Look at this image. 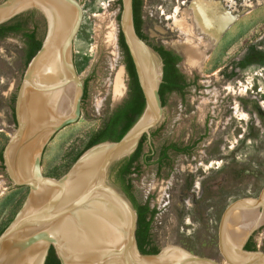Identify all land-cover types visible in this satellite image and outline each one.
<instances>
[{"label":"rangeland","instance_id":"374dc122","mask_svg":"<svg viewBox=\"0 0 264 264\" xmlns=\"http://www.w3.org/2000/svg\"><path fill=\"white\" fill-rule=\"evenodd\" d=\"M79 1L84 15L74 41V64L88 83V96L83 101L84 115L68 124L77 155L111 111L127 98L130 82L119 43L118 0ZM241 2L235 9L245 5L247 11H235L236 22L218 45L212 39L216 41L219 32L234 19L219 7L195 1L186 13L181 0H145L144 6L146 33L181 51L185 55L181 71L187 78L196 79L193 84L190 82L185 95L168 96L162 119L164 130L153 139V145L160 147L171 140L186 141L205 135L196 151L197 161H203L200 167L194 164L190 170L188 163L192 158L181 156L174 171L164 172L179 243L196 255L217 259L222 264H227L220 244L225 210L239 199L258 198L264 189V0ZM217 3L222 8L234 9L228 0ZM185 13L191 22L188 23ZM217 19L223 22L219 29L215 27ZM205 34L210 36L208 42L202 38ZM24 47L22 33L0 38V152L17 127L5 102L15 85L8 89L6 83L11 79V83H20L25 69ZM192 48L199 52L194 64L187 56V50ZM120 72L122 88L118 91ZM133 178L158 176L149 167ZM194 184L196 192L191 189ZM201 184L204 196L197 198L203 192ZM29 193L28 186H13L5 165L0 164V233L16 216ZM188 196L196 197L194 206L184 203ZM255 212L264 214V207H256ZM244 219L250 221L249 216ZM231 224H227V231L236 230L238 225L233 228ZM251 237L257 249L264 251V223Z\"/></svg>","mask_w":264,"mask_h":264},{"label":"water","instance_id":"95a60500","mask_svg":"<svg viewBox=\"0 0 264 264\" xmlns=\"http://www.w3.org/2000/svg\"><path fill=\"white\" fill-rule=\"evenodd\" d=\"M54 1L0 2V25L32 9L40 10L47 23L42 45L28 63L18 89L17 127L3 148L4 165L12 185L28 186L30 193L0 234V264H45L51 247L61 264H222L180 246L165 178H133L140 199L158 207L153 232L160 251L142 253L136 235L137 209L110 176L112 168L137 150L144 135H150L165 113L160 94L164 60L138 34L134 0H121L120 31L135 64L146 100L145 109L120 140L99 142L76 160L77 151L68 124L81 117L85 93L84 80L74 64V41L83 20V6L79 0ZM69 14L71 23L65 28L62 20ZM133 41L147 52L152 70L156 68L158 72L156 77L153 73L148 77L147 64L142 62ZM63 64L69 67L78 87L72 111L66 116L55 86L57 76L52 75ZM30 86V170L18 172L11 153L20 151L30 127L29 116L22 109ZM83 171L90 174L88 178ZM256 207H264V189L258 198L239 199L225 210L220 244L227 264H264V251L245 248L252 232L264 221L249 229L240 244L231 242L226 227L235 211L246 215ZM235 255L242 260L234 259Z\"/></svg>","mask_w":264,"mask_h":264},{"label":"trees","instance_id":"16d2710c","mask_svg":"<svg viewBox=\"0 0 264 264\" xmlns=\"http://www.w3.org/2000/svg\"><path fill=\"white\" fill-rule=\"evenodd\" d=\"M118 3L120 6H122L121 0H118ZM43 19H44V15L40 10L32 9L23 12L15 16L11 20L0 25V38H5L10 34L23 33V36L28 43V55L25 58L26 66L42 45L45 32L41 38L39 36L42 30ZM139 26L135 27L137 28L136 30L138 34L143 39L148 40L149 37L140 31ZM119 42L125 54V62L130 77L129 97L105 120L101 128H99L98 130L94 131L91 134L85 147L83 148V150L79 152L75 160L86 149L99 142L107 141V140H111V141L120 140L125 135V133L134 125V123L138 120V118L141 116V114L145 109L146 106L145 96L141 88V85L139 83L135 64L129 52L128 46L125 42L122 31H120L119 33ZM158 50L161 52L165 64L164 79L160 87V94L163 100V105L165 106L170 92L178 91L181 94H185L189 84L185 83L183 74L177 71L178 69L175 68L174 65L172 64L171 56H170L172 52L165 51L163 50L162 47H158ZM87 96H88V85L86 83L85 93L83 98L85 99L87 98ZM14 102H15V98H14ZM13 115L15 118L14 106H13ZM140 145L141 142L138 148L140 147ZM136 151L129 158L123 159L117 164V166H115L114 171L112 173V179L123 188V190L132 200L137 211H139L138 220H141L140 218L144 219L147 226L151 227L152 221L146 220L147 216L149 213L154 215L157 212V210L156 209L151 210L149 204H140L137 202L135 195L133 193V184L129 181V175L133 172L132 166L136 158ZM0 162L3 164L2 166H4L3 151L0 152ZM149 243H150L149 241H145L144 245ZM245 248L249 250L257 249L255 244L253 243V237H251L248 240L247 244L245 245ZM140 249L144 254H153L160 251V248L158 246H153L151 249L141 246ZM45 264H61L56 254V251L53 247H51L50 249Z\"/></svg>","mask_w":264,"mask_h":264},{"label":"flooded vegetation","instance_id":"af4514ba","mask_svg":"<svg viewBox=\"0 0 264 264\" xmlns=\"http://www.w3.org/2000/svg\"><path fill=\"white\" fill-rule=\"evenodd\" d=\"M195 1H202L203 3L207 2L205 5L208 6V4H209V7L211 5V6H214L216 9H218V5H219V6H221L220 7L221 11L228 12V14H230L231 16H234V19L231 21V23H228L229 25L227 24L226 29H223L222 32H219L217 40L214 41L215 39H212L213 44H217V45L221 42V39L224 36V34L226 33L227 29H229L236 22V19H237L236 16L237 15H236L235 11L238 10L239 13H242V12L244 13L247 11L245 8V5L243 6L242 9H235V7L241 6L243 4V2H241V0H228L229 5L231 4L232 7L234 6V9H232L230 6H228V9L224 8V7L222 8V4L217 3V1L222 2L223 0H217V1L216 0H181V5L183 6V10H185L186 13L188 10L191 11V7ZM208 1L214 2L215 5L211 2H210L211 4L208 3ZM216 3H217V5H216ZM144 6H145V0H134L133 1L134 18H135L134 22L136 23L135 27L139 26V24H140V26H139L140 31L149 37V39L146 41L149 44H151L160 54H161V52L158 50V47H162L163 50H165V51L172 52V54H170L172 64L174 65L175 68L178 69L177 71H179L180 73L183 74L185 83H188L189 86L192 85L194 82H196V79L194 78L191 80V79L187 78V76L180 69V63L182 62L185 55L183 53H181V51H178L175 48L167 47L163 41L159 42L157 40H154V38H152L150 35H148L146 33V31H145V18H144ZM186 13H185L186 20L189 23V22H191V18H189V16H187ZM228 17H230V16H228ZM42 21L45 22V28H43V30H41L42 33L40 32V36H39L40 38L42 37L44 32L46 34V29H47L46 18L44 17V19ZM209 37L210 36L206 35V34H205V36H202V38H204L205 42L206 41L208 42L210 40ZM24 41H25V47L23 50V55H22L23 58L22 59H23V63L25 65V69H26L27 66L25 64V58L28 55V43H27V40L25 38H24ZM208 53H209V51L207 50V52L205 53L206 56L208 55ZM124 56H125V54H124ZM161 56H162V54H161ZM162 58H163V56H162ZM163 60H164V58H163ZM25 69L23 70V72L21 74V79H20L19 84H17V81H14V83H11V82H13L12 79L10 80V82L6 83V85H8V89L13 87V84L15 85V87L9 92V95L5 101L6 105L10 108V110H9L10 114L13 113V106H14V110H15L16 96H17L21 81L23 79ZM83 80H84V84L86 87L87 81H86V79H83ZM191 81H192V84H190ZM87 85H88V83H87ZM129 92H130V82H129L128 96L124 100V102L128 99ZM173 93H177L179 95H185L186 94V93L181 94L178 91H172L169 93V95L173 94ZM14 98H15V102H14ZM84 100H86V98L85 99L83 98V101ZM83 101H82L81 116L84 115V102ZM123 103H121L120 105H122ZM167 103H168V98H167V102H166L164 107L167 106ZM118 107H116L114 110H112L111 113L108 115V117ZM14 120L16 121V118H14ZM104 122H103V124H104ZM103 124H102V126H103ZM164 126H165V121H161L157 127H155L154 129L151 130L150 135H147V134L144 135V137L141 140V145L138 148V150L136 151V158H135V160L133 162V166H132L133 172L129 175V181L133 184V193L135 195L137 202L140 204H149L151 210H154V209L157 210V212L154 215L149 213L147 216L146 220L152 221L151 227L147 226L144 219L140 218L141 220H138L136 235H137V241H138L139 247L143 246V247H146L148 249H151L153 246H157V243L155 242V238H154L153 226H154V222L157 218L158 207L156 206V204H152L151 202H149V200L142 201L140 199V197L137 194V190L135 189V184L133 182V176L134 175L141 176L143 174L145 168L153 167L155 170V174L158 176V178H163L166 175L164 172H167V174H168V172L174 171L175 163L179 159V157H181V156H185L186 158H192L191 162L188 163L190 166L189 167L190 170H193L191 166H193L194 164L197 167L198 166L200 167L203 164V161L202 162L197 161V155L198 154L196 151H197V147H198L199 143H201V141L203 139H205V135H201L197 138L192 137L190 140H186V141L185 140H180V141L179 140H171L169 142H165L160 147L154 146L153 145V139H155L156 137H158L162 134V132L164 130ZM216 156L218 157L220 155L217 154ZM0 164L3 165L1 162H0ZM114 168L115 167L112 168L111 173H110L111 178H112V173L114 171ZM200 183H202V182H200ZM196 187L197 186L194 184L191 188L192 191L196 192V190H197ZM200 189L202 190V184L200 185ZM203 196H204V191L201 194L196 195L197 198H203ZM196 197H194V198H193V196L189 197L188 201H184V203L187 206H191V205L194 206ZM168 199H169V202H171L170 196H168ZM137 212L139 215V211H137ZM145 241H149L150 243L144 245Z\"/></svg>","mask_w":264,"mask_h":264},{"label":"bare ground","instance_id":"6f19581e","mask_svg":"<svg viewBox=\"0 0 264 264\" xmlns=\"http://www.w3.org/2000/svg\"><path fill=\"white\" fill-rule=\"evenodd\" d=\"M46 3H51L55 2L54 0H44ZM220 8L221 6L218 5ZM67 16V17H66ZM69 15H65V19L62 20V25L67 28L70 26L71 19L69 18ZM228 19V18H227ZM214 22V21H213ZM223 25L222 20L217 19L215 21V27L218 29ZM209 26V25H208ZM185 31L184 28H182V32ZM113 35V34H112ZM110 33V37L112 36ZM110 43L113 45L114 41L110 38L109 39ZM133 46L140 56L141 60L143 63L147 64V74L148 77L149 75H153L156 77L157 76V70L154 68L152 70V67L150 66V58L147 54V52L137 43L136 41H133ZM187 56H188V61L194 62L197 61L199 58V52L195 48H192L190 50H187ZM145 71V72H146ZM55 72V73H54ZM52 75H56L57 78L54 80L55 81V86L62 104V108L64 111L65 116L70 114L73 108L74 104V99L78 91V87L71 75L70 69L67 66V64H63L60 67H58L57 70H55ZM117 90L120 91L122 88V72H120L119 78L117 80ZM22 109L23 112L26 116H29L30 119V127L28 129V134L26 138L22 141V148H20V151L16 153L15 150L12 151L11 153V160L12 163L14 164L15 169L18 172H23L26 170H30V132H31V86L28 90V93H26L25 98L22 101ZM244 117V116H243ZM85 178L89 177V173L83 171ZM245 212L242 211H235V213L230 217L229 222L232 223L231 225L236 226V230H228V235L230 239L232 240L231 242L233 243H241L246 234L248 233V230L253 228L254 226H257L260 222L264 221V214H258V212H255V210H249V212L245 215ZM249 216L250 221L245 222L244 217ZM230 247V246H229ZM234 259H240L242 260V257L240 256H234ZM244 258V257H243ZM249 259V257H248Z\"/></svg>","mask_w":264,"mask_h":264}]
</instances>
